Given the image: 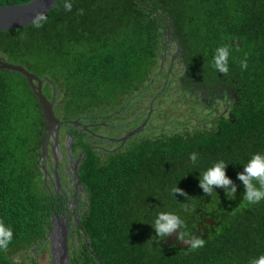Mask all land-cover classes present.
<instances>
[{
    "label": "trees",
    "instance_id": "1",
    "mask_svg": "<svg viewBox=\"0 0 264 264\" xmlns=\"http://www.w3.org/2000/svg\"><path fill=\"white\" fill-rule=\"evenodd\" d=\"M64 2L58 0L41 28L31 23L0 31V57L44 79L48 99L61 93L53 106L56 116L59 102L63 116L116 108L146 84L165 26L179 36L189 67L209 79L221 74L211 66L215 49L232 47L229 74L222 75L239 89L232 117H222L214 130L143 140L104 160L85 148L78 176L88 205L69 264H251L264 255V201L248 205L237 179L252 154L264 153V0H71V11ZM36 104L23 76L0 70V220L13 229L0 264H23L13 256L43 239L48 223L35 180L43 123ZM193 152L197 165L189 160ZM218 160L228 163L225 174L236 185L235 199L226 197L225 186L213 185L217 193L211 197L199 187V173ZM176 183L187 201L170 194ZM189 202L197 205L190 216L182 212ZM162 211L185 218L204 246L190 250L163 245L165 239L157 246L150 224Z\"/></svg>",
    "mask_w": 264,
    "mask_h": 264
},
{
    "label": "flooded vegetation",
    "instance_id": "2",
    "mask_svg": "<svg viewBox=\"0 0 264 264\" xmlns=\"http://www.w3.org/2000/svg\"><path fill=\"white\" fill-rule=\"evenodd\" d=\"M164 30L157 66L146 84L129 93L132 95L122 97L116 108L100 112L92 107L94 110L77 116H56L62 122L58 145L55 147L50 136L45 156L41 139L35 180L49 215L43 239L32 246L37 255H48L43 264H53L51 248L59 231L65 229L69 258L72 248L79 246L81 219L88 199L78 172L87 148L104 160L108 154L125 152L143 140L184 138L214 130L222 117H232L231 106L239 90L236 81H228L222 74L209 79L201 70L190 68L179 36L171 27L165 26ZM42 81L44 93L45 80ZM40 133L41 137L47 134L44 123ZM33 258L39 264L36 255Z\"/></svg>",
    "mask_w": 264,
    "mask_h": 264
},
{
    "label": "clouds",
    "instance_id": "3",
    "mask_svg": "<svg viewBox=\"0 0 264 264\" xmlns=\"http://www.w3.org/2000/svg\"><path fill=\"white\" fill-rule=\"evenodd\" d=\"M28 2L32 3L33 0H28ZM63 7L66 11H71L73 7L71 0H65ZM47 20L48 17L44 12H37L33 17L32 23L35 28H41L47 23ZM232 51V47L227 44L215 49L211 66L216 72L218 71L225 76L229 74V57ZM240 67L243 70L247 69V54H245L244 59L240 61ZM198 159L197 153L193 152L189 154V160L193 165H197ZM227 164L228 163L224 160H218L202 173H199L198 183L204 195L211 197L214 193H217L213 185L225 186L224 192L226 197L230 200L235 199L236 185L233 184L232 180L225 174ZM237 179L244 185L245 191L243 199L248 205H255L264 201V153L257 152L252 154L247 163L243 164V171L237 173ZM170 194L174 198H176L174 194H179L184 197V201H187L189 197L186 192L177 187V183L170 189ZM196 208L197 205L195 203H183L182 212L190 216L196 211ZM150 225L154 229V238L152 240L157 242V246H159L160 241L164 240L166 235H171L173 229L178 230L177 240L185 241L190 250L199 249L205 244L203 238L192 236L185 218L175 212H158L154 219V223ZM12 241L13 229L10 225L0 220V252L6 251ZM251 264H264V255L253 260Z\"/></svg>",
    "mask_w": 264,
    "mask_h": 264
},
{
    "label": "water",
    "instance_id": "4",
    "mask_svg": "<svg viewBox=\"0 0 264 264\" xmlns=\"http://www.w3.org/2000/svg\"><path fill=\"white\" fill-rule=\"evenodd\" d=\"M58 2V0H33L32 3L25 2L23 4L0 5V31L24 28L32 23L33 17L37 12L47 14ZM240 43V41H239ZM15 71L23 76L29 84L33 95L37 99V107L40 109L43 117V123L47 134H44L41 142L42 155L47 154V142L52 136L55 147L58 145V128L62 123L59 121L53 110L54 97L49 100L42 92V80L29 72L20 64H13L5 61L0 57V70ZM70 152V144L68 143ZM204 217V216H202ZM210 225L214 222L204 219ZM65 230V229H64ZM59 231L55 243L51 248V256L53 264H69V251L67 245V237L65 231ZM178 231L173 229L171 235L165 237L163 245L177 244L179 247H188L185 241H177ZM86 241V238H85Z\"/></svg>",
    "mask_w": 264,
    "mask_h": 264
},
{
    "label": "rangeland",
    "instance_id": "5",
    "mask_svg": "<svg viewBox=\"0 0 264 264\" xmlns=\"http://www.w3.org/2000/svg\"><path fill=\"white\" fill-rule=\"evenodd\" d=\"M56 96L58 97V100L60 101L61 93L59 92V94ZM60 105H62V102H59V104H58L57 113H56L58 116L63 115V112L60 109ZM34 250H35V248H33V246H31L30 250H25L28 255H26L24 250H22L21 254L18 253L19 255H15V256H13V258H14V260H16L18 262H22L23 264H31L32 263V260H31V258H29V256L31 257V256L36 255V260H37L36 262L39 264L44 263V259L46 260L49 258L48 255H46V256L37 255L36 250L35 251Z\"/></svg>",
    "mask_w": 264,
    "mask_h": 264
}]
</instances>
